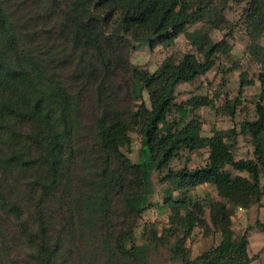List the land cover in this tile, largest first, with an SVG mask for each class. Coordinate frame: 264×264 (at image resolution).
<instances>
[{
    "label": "trees",
    "instance_id": "16d2710c",
    "mask_svg": "<svg viewBox=\"0 0 264 264\" xmlns=\"http://www.w3.org/2000/svg\"><path fill=\"white\" fill-rule=\"evenodd\" d=\"M204 2L0 0V264H144L148 245L135 242L134 230L153 193L154 171L164 172L160 180L169 185L163 204L170 232H182L173 252L183 264L191 263L185 237L207 222L201 205L180 195L203 184L222 198L208 202L221 239L199 258L206 264L253 259L248 229L234 236L231 216L234 208L261 205L264 104L256 103L254 120L203 136L194 109L211 99L174 102L176 85L209 70L227 43L204 35L202 59L185 53L153 72L129 62L136 45H170L202 17ZM247 2L249 50L264 63L258 43L264 0ZM258 80L262 99L264 67ZM250 83L241 74L238 88ZM133 128L142 135L135 162L122 148ZM239 134L251 137L252 158H234ZM201 148L208 149L203 166L170 167L181 149ZM255 227L264 231V222L256 219Z\"/></svg>",
    "mask_w": 264,
    "mask_h": 264
},
{
    "label": "rangeland",
    "instance_id": "374dc122",
    "mask_svg": "<svg viewBox=\"0 0 264 264\" xmlns=\"http://www.w3.org/2000/svg\"><path fill=\"white\" fill-rule=\"evenodd\" d=\"M204 3L202 17L188 25L185 33L176 36L170 45L159 44L154 47L149 44L136 45L129 53V62L138 68L153 72L164 60L177 61L185 53L195 54L202 59L201 38L204 35H207L212 42L225 40L228 45L227 50L215 54L214 64L209 70L189 82L177 84L174 89V102L182 106H186V102L195 96L211 99V104L194 109L201 121V135L209 136L215 130L226 131L232 127L238 128L243 121L256 118V103L260 100L264 104V97L259 98L258 80L264 63L257 60V57L249 50L251 41L245 31L247 0L240 3L232 2V0H206ZM258 43L264 47V33L258 39ZM241 74L251 83L244 85L240 90L238 87ZM142 97L149 104L145 92L142 93ZM89 100L91 101L90 98ZM86 112L89 115V110L86 109ZM88 130L90 131V125L87 123L83 134L86 141H88L86 136L90 134L86 133ZM141 142L142 135L137 128H133L129 132L128 144L122 147L133 162L137 159ZM232 150L236 160L252 158L251 137L248 134L236 135ZM207 156V148L181 149L170 162V167L173 169L183 166L190 169L200 167L205 164ZM227 169L231 170L232 174H243L231 169L230 166H227ZM163 173L154 171L151 175L153 193L148 197V203L137 220L134 230L135 242L148 245L147 259L144 264H183L180 256L173 252L174 242L183 235L180 229L170 232V208L163 204L165 189L169 185L160 180ZM261 184H264L263 178H261ZM180 196L202 207L200 216L207 223L197 224L185 237L183 246L189 254L190 264H206L199 257L210 247L216 246L221 239L219 230L210 223L208 202L222 200V198L217 195L215 187L211 184L183 190ZM178 197V191H172V198ZM239 210L234 208L231 216V229L236 237L244 232L247 233V229H258L255 227L256 219L248 214L241 216ZM183 212V209H180V213L183 214ZM120 223H122L121 218L117 221V224Z\"/></svg>",
    "mask_w": 264,
    "mask_h": 264
},
{
    "label": "crops",
    "instance_id": "0c3cea01",
    "mask_svg": "<svg viewBox=\"0 0 264 264\" xmlns=\"http://www.w3.org/2000/svg\"><path fill=\"white\" fill-rule=\"evenodd\" d=\"M264 185V184H263ZM261 205H253L247 209H240L241 216L251 215L254 219L264 222V194L260 199ZM238 213V212H237ZM248 231V255L253 258L247 264H264V231L249 229Z\"/></svg>",
    "mask_w": 264,
    "mask_h": 264
}]
</instances>
